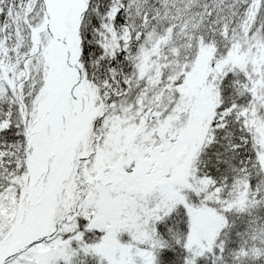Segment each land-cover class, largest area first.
<instances>
[{
  "label": "snow or ice",
  "instance_id": "1",
  "mask_svg": "<svg viewBox=\"0 0 264 264\" xmlns=\"http://www.w3.org/2000/svg\"><path fill=\"white\" fill-rule=\"evenodd\" d=\"M0 264H264V0H0Z\"/></svg>",
  "mask_w": 264,
  "mask_h": 264
}]
</instances>
